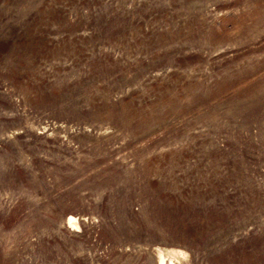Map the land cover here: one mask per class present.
I'll return each instance as SVG.
<instances>
[{"label": "rangeland", "instance_id": "obj_1", "mask_svg": "<svg viewBox=\"0 0 264 264\" xmlns=\"http://www.w3.org/2000/svg\"><path fill=\"white\" fill-rule=\"evenodd\" d=\"M160 254L264 264V0H0V264Z\"/></svg>", "mask_w": 264, "mask_h": 264}, {"label": "bare ground", "instance_id": "obj_2", "mask_svg": "<svg viewBox=\"0 0 264 264\" xmlns=\"http://www.w3.org/2000/svg\"><path fill=\"white\" fill-rule=\"evenodd\" d=\"M68 221L71 226L78 227V223L76 219H74L73 217H69ZM159 264H165L164 258L161 254L159 258ZM170 264H173V263L171 262Z\"/></svg>", "mask_w": 264, "mask_h": 264}]
</instances>
